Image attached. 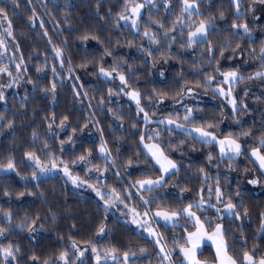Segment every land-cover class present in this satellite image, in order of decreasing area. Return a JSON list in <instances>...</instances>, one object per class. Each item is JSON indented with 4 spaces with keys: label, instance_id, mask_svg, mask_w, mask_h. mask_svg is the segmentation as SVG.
<instances>
[{
    "label": "trees",
    "instance_id": "16d2710c",
    "mask_svg": "<svg viewBox=\"0 0 264 264\" xmlns=\"http://www.w3.org/2000/svg\"><path fill=\"white\" fill-rule=\"evenodd\" d=\"M168 2L170 7L167 9L165 0L148 2L143 7L137 30L123 21L117 26L125 0H59L58 3L54 0H0V7L5 8L11 21V44L14 41L17 46L18 57L24 62L31 85L25 92H21L22 89L19 93H9L0 105L3 116L0 119V165H6L9 159L15 164L14 172L0 175V227L11 229L0 236V245L11 243L13 247H19L15 259L9 257L5 261L0 253V264H44L45 260L49 264H60V253H71L73 240L80 246L95 245L101 252L116 248L119 256L125 251L130 255L135 253L129 264H165L154 239L125 220L114 216L107 218L98 200L78 194L59 175L32 181L34 169L26 163L25 153L29 151L36 152L43 162L64 160L70 166L79 156L90 153L88 159L93 166H99L101 171L109 169V186H119L122 195L130 199L124 188L127 187L137 201H142L131 185L138 179L153 178L161 173L151 162H145L146 151L139 142L140 135L153 123H144L143 116L126 95L133 89L140 92L141 107L150 118L179 116L183 121L187 106L194 110L197 125L216 124L215 132L221 136L230 132H250L248 136L240 137L241 156L221 160L215 143L204 144L178 129L173 128L169 133L166 125L153 124L161 127V138L157 142L165 146L180 170L166 176L163 187H156L151 192L142 190L141 195L149 201L150 209H158V206L180 208L199 199L202 185L203 196L209 199L207 188H215L219 179L224 192L223 204L231 197L240 213V219L230 215L220 219L229 244L236 249L231 254L242 257L243 251L247 250L257 260L264 256V232L259 233L264 193L252 191L245 183L250 172L259 174L264 182L261 171L249 155L253 148L259 147L260 138L264 136V81L248 79L255 72L264 70L258 59L260 47L264 45V12L261 11L264 5L253 3V0H240V10L246 15L238 19L231 0H197L199 15L193 13L191 17L182 14V0ZM221 12L224 19L220 18ZM259 12L262 15L257 16ZM180 16L184 21L183 35L180 24L176 25L175 31H170L172 22ZM209 17L214 18L216 25L207 37L213 45V54L209 55L206 43L182 48L181 44H187L189 22L198 23ZM234 20L246 22L250 34L245 35L240 29L241 35H234L231 29ZM156 21L164 27L160 28ZM146 28L156 34L158 44L150 43L143 35ZM85 35L88 39H81ZM173 36L174 42L171 41ZM237 44L239 48H236ZM142 47L147 51H142ZM57 48L62 49L61 57L56 56ZM222 48L225 49L223 56L220 55ZM3 64L8 61L0 63ZM101 66L109 71L116 67L117 72L125 75L130 87L122 85L116 73L112 78L101 75ZM217 66L221 72L231 69L244 72V79L233 86V96L237 100L235 113L227 100L212 88H195L191 98L187 94L177 95L186 82L189 87L197 82L203 85L207 75L215 76L219 83L221 77L215 72ZM10 69L14 71L15 66ZM53 82L57 85L54 96L47 91ZM250 86H256L258 90ZM1 87L0 74V92ZM160 95H164L162 103H158ZM187 99H192L193 105L185 104ZM64 117L68 119L62 128L59 125ZM8 121H12L11 128L6 127ZM101 135L111 153L109 160L99 152ZM168 145L173 147L169 149ZM129 160L133 161L130 167L127 166ZM211 200L215 201L214 192ZM245 209L247 215H244ZM209 211L208 216H218L213 208L209 207ZM6 213H11L10 222ZM25 217L29 221L39 217L34 225L35 236H31L27 228H17ZM216 221L218 219L213 220ZM101 224L106 226L104 234H98ZM161 232L168 249L173 248L174 238L183 243V229L166 226L161 227ZM241 234L246 244L239 242ZM141 248L145 251L141 252ZM200 254L214 258L210 246H205ZM33 256L37 258L35 262ZM172 257L175 264H180L178 249ZM84 264H95L94 257L87 255Z\"/></svg>",
    "mask_w": 264,
    "mask_h": 264
},
{
    "label": "snow or ice",
    "instance_id": "6c2138e0",
    "mask_svg": "<svg viewBox=\"0 0 264 264\" xmlns=\"http://www.w3.org/2000/svg\"><path fill=\"white\" fill-rule=\"evenodd\" d=\"M258 2L259 4L264 5V0H253V3ZM231 3L235 6L236 9V17L242 18L246 13L241 12L240 8V0H231ZM183 8H182V14L187 13L189 17L193 13L199 15V6L197 4V0H182ZM99 6V5H98ZM165 8H169L170 4L168 0H165L164 3ZM144 7V4L135 2V0H125V8L122 13L118 14V21L117 26L119 27V21H124L125 24H127L129 21L131 22V27L133 29L139 30V20L141 18V9ZM251 10V5H250ZM220 18L224 19V14L220 13ZM214 18H207V19H200L198 23L195 21L189 22V30L187 32V44H181V47H187L191 48L194 44L197 43H206L208 45L207 51L209 55L211 56L214 52L213 45L211 41L208 40V32L210 29L215 28L216 25L213 23ZM2 21H8V28L5 30L8 36H12L13 33L11 31V21L8 20V14L5 10V8L0 7V22ZM158 24L160 28H163V24H159L158 21L155 22ZM173 27L170 29V31H175L176 25H181V34L183 35V24L184 21L182 19V16L177 17L176 20L172 22ZM231 29L236 36H240V32L238 30L242 29L243 33L245 35L250 34L251 29H249L248 24L245 23H237L235 20L233 21L231 25ZM143 35L146 36L150 43L158 44L159 41L157 40V36L155 33L151 32L150 29H145L143 32ZM167 36V32L165 33ZM93 39H97L96 37H92ZM81 39L87 40L88 36L85 35L81 37ZM171 41H175V37H171ZM4 41L2 38H0V46H3ZM169 47H171V44H169ZM240 45L237 44L236 48H239ZM142 51H147V49L141 48ZM235 48L232 49L233 53H235ZM225 49H221L220 55L223 56ZM253 52H255V49H252ZM56 56L61 57L62 56V49H55ZM106 54L107 50H105ZM259 57L258 59L262 62L261 67L264 68V45L260 47L259 50ZM148 55L151 56L152 52H148ZM167 57H165V60ZM211 62V61H209ZM218 63V62H217ZM61 66L63 67V61L61 62ZM20 66L17 65V68ZM83 67V65H81ZM6 67H0V72H6ZM39 71V69H38ZM55 71V69H53ZM69 72L72 71L71 67L68 69ZM215 72L217 75L222 77L221 81L219 83L216 82V77L213 75H207L204 79L203 85L200 83H196L194 86L189 87L187 86V82L185 85L181 86L180 92L177 93L178 96L183 97L184 95H194L195 94V88L199 87H205L212 88V91L217 93L219 96L225 98L229 105L232 106V110L235 113L237 111V100L233 96V86L238 80H243L244 77L240 76L236 70H229L226 72H221L220 68L217 66L215 69ZM99 73L105 77H112L113 73H116L119 77V80L121 81V84L125 87H130L128 85V81L125 77V75L122 72H117L116 67H113L111 71L106 70L103 66L100 67ZM11 75V73H8ZM161 76H163V72L160 73ZM255 78H264V71H257L252 76H249L248 79H255ZM78 79V78H77ZM213 84H215V87H212ZM223 85H227L228 87L225 88ZM56 83L53 82L50 89H47V91H50L53 96L56 91ZM75 87V86H74ZM123 90V89H121ZM79 95V93H77ZM132 100L136 102V108L137 112L143 113L144 123L146 125L151 123H157V124H164L167 127V130L169 133H171L174 129L173 126H175V129L184 131L188 136H193V133L196 135L193 137L195 139H198L201 143L204 144H213L218 147L219 154L221 160L224 158H227L229 160L235 159L236 157L240 156L242 154V145L240 143V137L241 136H248L250 134L249 131H243L239 134H233L228 133L227 135H223L222 137H218L215 133V129L217 127L216 124L213 123H206L203 125H197L196 119L193 115V109L185 106V115L183 116V121L185 123L179 122V116H176V118H173L172 116H169L167 119H162L159 121H152L149 118V115L147 112L144 111V108L141 107V94L138 90H131L126 93ZM0 100H4V94L3 92H0ZM164 100V95L159 96L158 103H162ZM246 110V106H245ZM0 119H3L2 114H0ZM67 117H64L63 120L60 122V127L65 126V121H67ZM52 121L54 123L55 117L53 115ZM190 125V126H189ZM6 127L11 128L12 127V121H8ZM49 129L52 127V123L48 125ZM76 130L73 129V132ZM33 137H36V133L33 132ZM160 132L157 130L154 134L149 135L147 133H142L140 135V143L144 146V149L146 150V158L145 162H151L153 167H156L157 171L161 173V175L156 178H144V179H138L135 181L134 184L131 186L137 189V192H141V190H147L149 192L153 191L156 187H163L166 182V176L168 175H175L179 172L178 164L175 160L171 159L170 156L166 152V148L161 143L157 142L160 140ZM72 137H69V140H71ZM148 142H145V141ZM183 143V141H181ZM63 144V141L61 142ZM47 147V145H45ZM169 149H171L173 146L168 145ZM99 152L104 155L105 160H109L111 157L110 150L107 148L106 142L103 140V136L101 135V145L99 148ZM26 157L33 161L35 164V167L39 169L40 173H45L48 171H52L58 168L57 162L55 159H50L48 163H44L40 160V157L36 154V152L29 151L25 153ZM89 154L81 155L77 158L76 161H73V164H81V163H88L91 164V161L88 159ZM251 156L255 158V161L258 162L259 168L261 171V174L264 175V136H261L259 141V147L253 148L251 150ZM208 160L211 162L212 156L209 154ZM61 163L64 164L63 172L66 176L69 177V179L72 181L74 185L81 186V185H87L89 188H92L93 191L96 193V195L100 198L101 201H103V207L104 211L107 212L108 209L112 206H115L116 202L119 201L120 203H123V200L120 197V194L116 192V190L113 188L108 192L101 191L100 188H97L95 185L88 184L86 180H81L78 176L72 175L69 166L66 162L61 161ZM133 161L129 160L127 161V166H132ZM96 172H100L99 166H93ZM0 169L5 170H12L15 169L14 162L9 159L8 163L6 165H0ZM92 169H89L91 171ZM200 172H204V169H200ZM118 174V173H117ZM37 173L34 171L32 173V179H37ZM251 184H257L259 183V180L253 179L249 181ZM183 191V189H182ZM207 191L209 193V201L212 198V194L214 192L216 203H208V201L205 200L203 196L204 192V186H201L199 199L194 202H190L187 205L180 207V208H161L158 206V209L153 213V219H162L166 223H171L174 227L180 226L183 227V243H181L179 240L175 239L173 240V248L168 249L166 247V242L161 243V240L163 239L162 236L157 238L155 240V243L159 246V252L161 255L162 261H168V264H174V262L171 259L172 253L176 251L178 248L179 254L182 256V260L180 261V264H207V261L201 260L198 257V252L201 251L202 246L205 244V242H210V246L214 248L215 253V264H264V256H261L258 260L257 258L252 255L249 251L244 250L242 253V257H237L232 255V252H235L236 249L232 247L228 239L226 237V233L224 230V226L222 223H215L213 226V221L210 219H207L206 217V211H205V205L207 204L208 207L214 208L216 213L218 214V219H223V216L219 215L222 211L227 212L228 215L234 216L236 219H240V213L236 211L237 205L232 202L231 197L228 198L227 203L223 204V208L217 207L218 204H221L223 201L224 192L219 184V179L216 181L215 188L208 186ZM8 193H5L7 195ZM23 195V193H21ZM130 196L131 193H128ZM239 193H237V196ZM141 200L145 205L149 204L148 200H144L143 196L141 195ZM125 208L128 207L127 204L124 205ZM129 211L132 214V223L137 224L141 227H144V230L148 233L149 236L157 237L158 234L154 229H152L150 226L145 227V225H148V221L145 220L143 224L137 217L141 216V213L137 212L135 208L129 209ZM200 213L199 215L197 213ZM247 209L244 211V215H247ZM9 222L11 221V213L5 214ZM149 215L148 211L146 210L143 213V216L147 217ZM201 216H205V219H201ZM39 217H36V219H32L31 221L28 220L27 217H25V220L22 221L20 224L17 225V228L23 230L27 228L29 232L36 231L34 225L36 224ZM183 219L185 221L186 226H182L179 224V221ZM43 227V225H41ZM192 229V230H189ZM211 229V230H209ZM261 229L264 230V214H262V220H261ZM11 231V229L0 227V236H4L6 232ZM106 232V226L104 224H101L98 229V234H104ZM243 234H241L240 243L246 244L247 241L242 238ZM91 243V242H87ZM77 242L75 240L72 241V247L76 248ZM76 250L79 252V249L76 248ZM141 252H144L145 249L141 248ZM255 251V249H253ZM19 252V247H13L11 243H9L7 246L0 245V253L3 254L5 261L8 260L9 257L12 259H15V254ZM92 252L95 254L96 258V264H100L101 260L104 258L110 257L112 260H116V254L118 252V249L116 248H108L104 250V257H101L100 253L98 252L95 245H92ZM79 254L82 256L83 252H79ZM124 257V262L127 264L128 258L130 253L125 251L122 253ZM131 255H135V253H132ZM67 257L68 253L67 251H62L60 253L59 259L64 260L65 264H67ZM36 257L33 256L32 260L33 262L36 261ZM44 264H49L47 260L44 261Z\"/></svg>",
    "mask_w": 264,
    "mask_h": 264
},
{
    "label": "rangeland",
    "instance_id": "374dc122",
    "mask_svg": "<svg viewBox=\"0 0 264 264\" xmlns=\"http://www.w3.org/2000/svg\"><path fill=\"white\" fill-rule=\"evenodd\" d=\"M37 1H39V0H37ZM144 1L145 2L142 3V4H144V6H145L151 0H144ZM54 2L58 3L59 0H54ZM182 8H183V6H182ZM261 11L264 12V8L261 9ZM142 12H143V8L141 9V13ZM262 12H259V14H257V16L262 15ZM128 23L131 24L130 21ZM7 28H8V21H2V22H0V32H1V35H2L1 38L4 41L3 46H0V51H1V54H0V63L3 62L4 60H7L8 61V64H6V65H4V64L3 65H0V67H6L7 68V71L6 72H0V74H1V84H2L1 92H3V94H4V100H0V105H3L4 104V102L6 100V97H7V95L9 93H19V90L21 91L22 89H24V90H22L21 92H25V90H28L31 87L30 82L27 79L26 68L24 66V62H23V60L21 58L18 57V53H17L18 49H17V46H15V43H14L13 39H12L13 43L11 44L10 37L7 35V33L5 31ZM9 54H10V56H8ZM237 64L240 65V63H237ZM12 65L15 66V70L14 71H12L10 69V68H12ZM17 65H19L20 67L17 68ZM231 70H236L240 76H243V74H244V72H242L239 69H231ZM260 71H264V70H260ZM9 72L11 73V75L8 74ZM222 72H224V71H222ZM221 79H222V77H221ZM261 80L264 81V78H261ZM250 88H253L254 90H258L256 86H250ZM191 96H193V95H189L190 98H191ZM196 97H199L198 99H200V96L196 95ZM192 99L194 100V97H192ZM192 99L191 100L187 99L186 102H185V104H187L188 106L193 105L191 103H193L195 100L192 101ZM131 102L136 106V102L134 100L131 99ZM140 114L143 116V113H140ZM150 119L152 121H159L161 118L160 119H157L156 118L157 120L155 118H150ZM165 119H167V118H165ZM179 122L180 123H185L182 120H179ZM153 124H155V123H153ZM153 124L150 125L151 127L146 128L143 131V133H147L149 135H152L157 130H159V132H160L161 127H158V125L157 126H155V125L153 126ZM173 128H175V126H173ZM180 131H182V130H180ZM182 132H184V131H182ZM195 135L196 134L193 133V137ZM216 135L218 137H222L221 135H219L217 133H216ZM145 142H148V141L146 140ZM143 148H144V146H143ZM242 151H243V146H242ZM249 155L252 158V160L254 161V163L256 164V166L259 168L258 162H256L255 161V158L251 156V151H250ZM63 162H66V161L63 160ZM26 163L28 165H30L34 169V171L37 173V176H38L37 179H32V175H31L30 179L32 181H38V180L43 179V178H46V177H51V176L59 175V176H61L64 179V181L68 184V186L72 190H74L75 192H77L80 195L90 196V197L95 198L96 200H98L100 202V204L103 207V201L100 200V198L96 195V193L93 191L92 188H89L87 185L77 186V185H74L72 183V181L69 179V177L64 174V172L62 170L63 167H64V164L61 163V161L57 163V165H58V168L57 169L52 170V171H48V172H45V173H40L39 172V169H37L35 167L34 162L31 161V160H29L27 157H26ZM44 163H46V162H44ZM68 166H69V169H70L72 175L78 176L81 180H86L88 182V184L95 185L97 188H100L101 191H104V192H108V191H110L111 189L114 188L116 190V192L120 194V197L123 200V203H120L119 201H117L116 204H115V206L110 207L107 212L104 211V213H105V215H106L107 218H110V217L114 216V217H117L119 219L125 220L128 223H130L131 225H133L134 227H136L139 232H142L147 237L154 239V241L157 238H159L160 236L163 237L162 232H161V227L173 226L171 223H166L162 219H158V218L157 219H153L152 218L153 217V213L157 209H150L147 205H145L143 203V201H140V200L137 201L136 200L137 197L132 193L131 189H128L127 187H124L125 190H126V194L127 195H128V193H131L130 196L128 195L130 199H127L118 190L119 186H109L108 183H107V178L110 175L109 169H106L105 171H101V169H100V172L98 173V172L95 171L93 165L92 164H88V163L74 164L73 166H70L68 164ZM89 169H92V170L89 171ZM259 170H260V168H259ZM14 171H15V169H12V170L0 169V175L9 174V173H12ZM159 176L153 177L152 179H156ZM262 176L264 178V175H262ZM253 179L259 180V183H257V184H251V183H249V181H251ZM245 183H246V186L249 189H251L252 191H254L256 193H264V182L262 180V177L259 174L254 173V172H250L247 175L246 179H245ZM135 191L137 192V189L136 188H135ZM137 194L141 196L142 193L141 192H137ZM144 200H145V198H144ZM197 200H195V201H197ZM205 200L208 201V203H216V198H215V201H213V200H210L209 201V199H205ZM125 204L128 205L127 208H125V206H124ZM217 207L223 208V202L221 204H218ZM132 208H135L137 212L141 213V216L137 217V219H139L142 224H143V222L145 220H147L149 222L148 225H145V227L150 226L152 229H154L156 231V233L158 234L157 237L149 236L148 233L144 230V227H141V226H139L137 224L132 223L133 217H132L131 212L129 211V209H132ZM103 209H104V207H103ZM146 210L149 213V215L147 217L143 216V213ZM205 211H206L207 219H210L212 221L214 219H218V216H208V213L207 212H210V211H209V207L207 206V204L205 205ZM213 212L216 213V211H215L214 208H213ZM197 214L199 215L200 213L198 212ZM219 215L224 216V215H228V213L222 211ZM201 219L203 220L205 218L203 216H201ZM215 223H221V220L218 219V221L213 222V226H214ZM179 224L182 225V226H186L185 225V221L183 219H181L179 221ZM176 227L183 229V227H180V226H176ZM189 230H192V229H189ZM209 230H211V229H209ZM263 232H264V230L261 229V225H260L259 233L261 234ZM30 235L31 236H35V231L30 232ZM161 243H165L164 238L161 240ZM156 246H157L158 251H159V246L157 244H156ZM205 246H210V242H207V241L205 242V244L202 246L201 251L198 252V257L201 260L207 261V264H215V256H214V258H208V257H203L200 254L203 251V249L205 248ZM166 247L168 248L167 245H166ZM76 248L79 249V252H83V255L82 256L79 254V252L76 250ZM76 248H73L72 251H71V253L70 252H67L68 253L67 264H84L85 258L89 254H91L94 257L95 264H96L95 254L92 252V246L91 245L80 246V245L77 244ZM211 248L213 249V251L215 253L214 248L213 247H211ZM97 250L100 253L101 257H104V251L101 252V250L99 248H97ZM161 255L162 254H160V256ZM131 257H132V255H129L127 264H129V260H130ZM171 259L173 261V257L172 256H171ZM180 260H182V256H181V259ZM163 262H165V264L166 263L168 264V261H163ZM115 263H117V264H125L124 257L123 256H119V255H116V260H112L110 257H108V258L102 259L101 262H100V264H115ZM60 264H65V261L64 260H60Z\"/></svg>",
    "mask_w": 264,
    "mask_h": 264
}]
</instances>
